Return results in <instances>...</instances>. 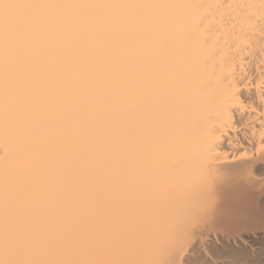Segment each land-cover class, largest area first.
I'll list each match as a JSON object with an SVG mask.
<instances>
[{"label": "bare ground", "instance_id": "1", "mask_svg": "<svg viewBox=\"0 0 264 264\" xmlns=\"http://www.w3.org/2000/svg\"><path fill=\"white\" fill-rule=\"evenodd\" d=\"M34 2L160 6L27 9L20 14L34 23L0 38V248L23 221L42 258H151L147 235L126 255L108 251L106 241L139 201L195 200L193 165L209 141L223 177L219 211L187 238L179 258L264 264V196L246 180L249 171L264 174V162L245 170L238 160L260 147L264 132V0ZM98 76L108 81L103 98L81 95V77L94 87ZM233 92L243 107L220 111ZM78 95L77 109L104 105L93 114L94 132L128 150L135 163L127 176L112 170L73 183L71 168L58 162L66 130L79 132L64 101Z\"/></svg>", "mask_w": 264, "mask_h": 264}, {"label": "snow or ice", "instance_id": "2", "mask_svg": "<svg viewBox=\"0 0 264 264\" xmlns=\"http://www.w3.org/2000/svg\"><path fill=\"white\" fill-rule=\"evenodd\" d=\"M113 7V8H150L160 5L147 3H127L108 5H61L34 0H0V38L8 40L14 33L27 30L33 19L21 15L22 10L53 8V7ZM115 65L113 68L115 69ZM96 73L102 74L104 69L97 67ZM97 77L94 87L90 81L81 77L79 81L81 95H94L103 98L108 81ZM34 78L29 76L24 80L26 94L33 92ZM80 96L65 98V107L71 106L70 121L78 128L66 130L62 138L64 150L59 153L58 162L63 168H71V182L85 175L101 180L105 173L112 170L122 171L127 176L134 165V160L127 149L119 145L105 144L95 135L93 114L103 111V104L81 105ZM232 105L243 107L235 93L227 94L220 103L219 110L227 111ZM237 157H233L236 160ZM259 159L264 162V132L261 133L260 147L251 154L247 150L241 152L238 160L239 167L248 170L251 163ZM220 163L218 155L213 154L212 144L205 141L194 161V171L197 177L199 196L195 200L173 201L158 205L148 200H142L133 207L125 210L117 219V227L106 241L108 251L116 255H126L136 252L143 246V237L150 238L153 255L148 259L113 258V259H65L42 258L36 254V244L31 230L22 221L21 227L9 234L0 248V264H184L182 256L185 241L194 234L200 224L206 223L219 211L217 191L223 177L217 169ZM248 186L253 191H259L264 196V174L259 177H246ZM131 183V182H130ZM29 208H22V217L27 216Z\"/></svg>", "mask_w": 264, "mask_h": 264}]
</instances>
